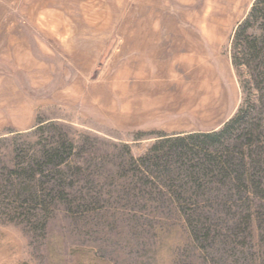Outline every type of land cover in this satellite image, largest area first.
<instances>
[{"label": "rangeland", "instance_id": "1", "mask_svg": "<svg viewBox=\"0 0 264 264\" xmlns=\"http://www.w3.org/2000/svg\"><path fill=\"white\" fill-rule=\"evenodd\" d=\"M254 2L0 0V264H264L259 197L207 206L135 163L241 105L264 124V84L231 63Z\"/></svg>", "mask_w": 264, "mask_h": 264}, {"label": "trees", "instance_id": "2", "mask_svg": "<svg viewBox=\"0 0 264 264\" xmlns=\"http://www.w3.org/2000/svg\"><path fill=\"white\" fill-rule=\"evenodd\" d=\"M254 25H258L256 34ZM232 50L236 53L231 56L232 66L236 69L246 67L254 77L255 86L263 85L264 0H255L248 16L237 27ZM259 90L264 91L262 88ZM249 108L253 105H241L235 115L215 132L161 140L148 154L135 161L143 169L140 173L144 185H155L158 176L165 177L168 179L165 182L169 183V176L176 172L173 176L182 177L184 174L194 194L206 198L207 206L215 204L223 194L226 196L221 199L227 197L226 200L232 199L235 194H253L264 202V124L252 123L248 116ZM44 156L49 164L59 158V152L56 149L46 151ZM211 183L214 185L210 186ZM13 191L12 188L9 190L10 193ZM25 194L32 195V192L28 189ZM16 198L19 199L18 196ZM185 206L183 213L190 212L186 219L197 221L190 227L192 235L207 237L208 230L198 224L204 222L201 217L207 221L205 207L198 203Z\"/></svg>", "mask_w": 264, "mask_h": 264}]
</instances>
